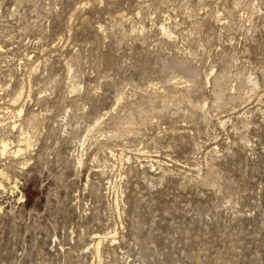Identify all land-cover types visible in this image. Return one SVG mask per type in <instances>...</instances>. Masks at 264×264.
<instances>
[{
	"label": "rangeland",
	"instance_id": "obj_1",
	"mask_svg": "<svg viewBox=\"0 0 264 264\" xmlns=\"http://www.w3.org/2000/svg\"><path fill=\"white\" fill-rule=\"evenodd\" d=\"M0 139V264H264V0H0Z\"/></svg>",
	"mask_w": 264,
	"mask_h": 264
},
{
	"label": "bare ground",
	"instance_id": "obj_2",
	"mask_svg": "<svg viewBox=\"0 0 264 264\" xmlns=\"http://www.w3.org/2000/svg\"><path fill=\"white\" fill-rule=\"evenodd\" d=\"M14 126V125H13ZM19 141H24V142H26V143H28V139L26 138V137H24V138H22L21 137V140H20V138L18 139ZM8 142L7 141H5V140H3V139H0V153L1 154H4L5 152H6V150H7V147H8ZM20 149L18 148V149H16L15 150V152H18ZM98 243H99V240H98V242H97V245H98Z\"/></svg>",
	"mask_w": 264,
	"mask_h": 264
}]
</instances>
